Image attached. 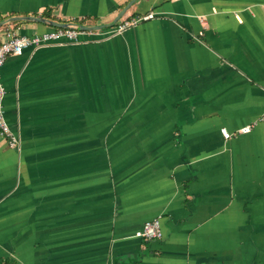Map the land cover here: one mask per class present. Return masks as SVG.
Returning a JSON list of instances; mask_svg holds the SVG:
<instances>
[{
    "label": "crops",
    "instance_id": "0c3cea01",
    "mask_svg": "<svg viewBox=\"0 0 264 264\" xmlns=\"http://www.w3.org/2000/svg\"><path fill=\"white\" fill-rule=\"evenodd\" d=\"M52 21L103 28L0 67V264H264V0H0Z\"/></svg>",
    "mask_w": 264,
    "mask_h": 264
},
{
    "label": "built area",
    "instance_id": "2783aa9c",
    "mask_svg": "<svg viewBox=\"0 0 264 264\" xmlns=\"http://www.w3.org/2000/svg\"><path fill=\"white\" fill-rule=\"evenodd\" d=\"M144 16L143 18H146ZM142 19V18H141ZM136 21H121L106 32H122L128 27L135 24ZM100 29H83L81 25L76 22L68 23L66 26H56L53 29L38 33L34 35H25L18 33L14 27H7L3 31L2 40L0 42V67L6 62L9 55L21 54L25 48L30 46H41L51 42H57L62 39H68L75 41L79 36L84 34H98ZM5 95V89L0 83V134L3 135L10 147L18 146L20 139L17 133H15L8 123L5 117V111L3 107V98ZM248 130L243 128L241 131ZM226 136L229 133L225 132ZM144 239H161L163 237L162 223L160 217H155L147 220L141 229L136 234Z\"/></svg>",
    "mask_w": 264,
    "mask_h": 264
},
{
    "label": "water",
    "instance_id": "95a60500",
    "mask_svg": "<svg viewBox=\"0 0 264 264\" xmlns=\"http://www.w3.org/2000/svg\"><path fill=\"white\" fill-rule=\"evenodd\" d=\"M28 18L30 19V17H28ZM36 19H38V18H36ZM51 24L54 25V26H60V27L67 25L65 23H58V22H54V21H52ZM81 28H83V29H102L103 26H101V25H96V26H85V25H82Z\"/></svg>",
    "mask_w": 264,
    "mask_h": 264
}]
</instances>
